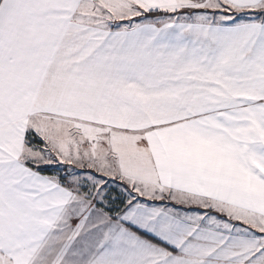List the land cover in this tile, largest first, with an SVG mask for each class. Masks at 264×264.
Masks as SVG:
<instances>
[{
    "label": "snow or ice",
    "instance_id": "obj_1",
    "mask_svg": "<svg viewBox=\"0 0 264 264\" xmlns=\"http://www.w3.org/2000/svg\"><path fill=\"white\" fill-rule=\"evenodd\" d=\"M0 264H264V0H0Z\"/></svg>",
    "mask_w": 264,
    "mask_h": 264
}]
</instances>
